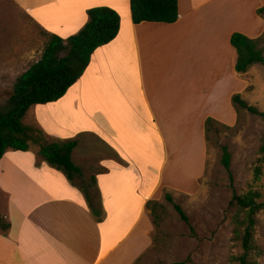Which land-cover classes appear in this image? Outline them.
I'll list each match as a JSON object with an SVG mask.
<instances>
[{
	"label": "crops",
	"instance_id": "1",
	"mask_svg": "<svg viewBox=\"0 0 264 264\" xmlns=\"http://www.w3.org/2000/svg\"><path fill=\"white\" fill-rule=\"evenodd\" d=\"M94 7L118 13L116 38L93 53L61 99L27 111L23 123L40 137L28 151L1 158L0 217L9 227L0 230V264H133L151 243L146 204L162 184L167 148L200 149L205 121L229 119L230 37L264 31L256 14L264 0H178L173 24H134L129 0H22L32 22L62 39L80 31ZM71 140L81 173L69 181L39 146ZM95 154L104 157L90 162L89 187L77 186Z\"/></svg>",
	"mask_w": 264,
	"mask_h": 264
},
{
	"label": "rangeland",
	"instance_id": "2",
	"mask_svg": "<svg viewBox=\"0 0 264 264\" xmlns=\"http://www.w3.org/2000/svg\"><path fill=\"white\" fill-rule=\"evenodd\" d=\"M264 21V18L261 17ZM264 48V31L259 36ZM258 37V38H259ZM45 39L41 29L22 8V0H0V105L5 106L18 77L36 63L43 52ZM233 95H239L259 113H264V67L252 66L247 73H226ZM229 119L214 121L196 149L189 146L172 152L167 148L166 166L158 174L162 184L153 199L163 206L159 228L150 234L151 243L133 264H236L240 252L237 232L244 212L231 205L233 194L249 191L261 195L264 202V119L247 109L234 107ZM27 126V125H26ZM30 129L29 143L36 142L39 132ZM193 140V136L191 137ZM231 156L229 171L221 164L222 147ZM180 146H174L177 150ZM95 154L81 165L83 176L76 179L79 187H89L90 162L104 157ZM158 153V162L163 159ZM261 169V175L256 169ZM153 168L151 174L153 178ZM153 174V175H152ZM78 178V177H75ZM185 190H184V189ZM171 194L189 218V225L180 220L164 194ZM95 208L97 200L93 201ZM254 239L259 255L253 259L264 264V208L255 216Z\"/></svg>",
	"mask_w": 264,
	"mask_h": 264
},
{
	"label": "trees",
	"instance_id": "3",
	"mask_svg": "<svg viewBox=\"0 0 264 264\" xmlns=\"http://www.w3.org/2000/svg\"><path fill=\"white\" fill-rule=\"evenodd\" d=\"M129 8L134 24H173L178 18V0H129ZM256 14L264 18V8L256 10ZM86 16L87 22L80 31L67 39L41 29L45 45L40 59L18 77L5 106L0 105V161L6 151H28L30 129L23 123L27 111L33 106L51 104L61 99L81 77L93 53L116 38L120 26L117 12L107 7H94L86 11ZM261 43L260 37L251 39L241 33L231 35L230 45L236 57L234 71L237 74L247 73L254 65L264 67V48ZM231 103L234 107L247 109L264 119V113H259L254 107H248L239 95H233ZM213 122L211 119L205 121V134ZM76 146L77 142L74 140L44 142L39 146V155L47 164L61 170L67 179L72 181L81 173L80 168L75 166L71 159ZM261 151L264 153V144ZM230 161L228 148L224 146L221 164L227 171ZM256 174L261 175L260 168L256 169ZM164 198L172 205L180 220L189 225L188 216L173 200L171 194L166 192ZM260 198L261 195L254 191L243 195L233 194L231 205L244 212L242 226L236 234L240 247V252L235 258L236 264H258L253 257L259 255L254 228L255 216L264 208V202H260ZM146 207L151 213L153 226L159 228L161 217L164 215L163 206L150 200ZM8 227L0 217V230L5 231Z\"/></svg>",
	"mask_w": 264,
	"mask_h": 264
}]
</instances>
